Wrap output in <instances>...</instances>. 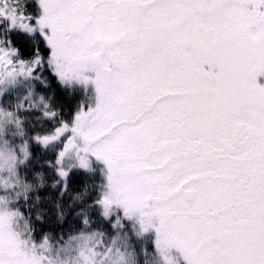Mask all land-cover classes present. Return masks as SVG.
Segmentation results:
<instances>
[{"label":"snow or ice","instance_id":"snow-or-ice-1","mask_svg":"<svg viewBox=\"0 0 264 264\" xmlns=\"http://www.w3.org/2000/svg\"><path fill=\"white\" fill-rule=\"evenodd\" d=\"M37 3L33 17L0 0L6 30L39 31L51 49L46 60L37 49L25 61L0 39V86L39 79L47 63L61 84L93 87L94 102L67 121L57 122L43 96L26 97L54 122L32 140L55 152L46 163L65 188L69 172L90 170L94 158L106 169L95 203L105 217L115 206L140 234L154 232L159 264H264V0ZM24 108L0 109L5 190L21 183L11 178L30 157L27 141L18 159L2 139L7 125L23 135ZM18 217L0 199V264H52L48 236L37 242L29 225L22 233ZM100 243L79 264H126Z\"/></svg>","mask_w":264,"mask_h":264},{"label":"trees","instance_id":"trees-1","mask_svg":"<svg viewBox=\"0 0 264 264\" xmlns=\"http://www.w3.org/2000/svg\"><path fill=\"white\" fill-rule=\"evenodd\" d=\"M14 6L23 9L25 15L39 17L42 14L37 0H14ZM0 39L6 42L10 40L12 46L19 50V58L25 61H30L37 49L45 60L51 53L38 32L29 36L18 30L8 31L0 24ZM37 73L39 79H30L32 82L30 93L33 100L43 96L51 108L58 113L57 122L59 119L69 120L78 108L80 90L63 86L47 63L44 64L43 70L38 69ZM22 95L26 96V94ZM26 102L27 99L24 100V105ZM30 123L23 125V135H19L14 127H5L2 138L8 141V147L15 151L18 159H23V155L19 153L20 146L27 141L30 157L23 164L17 163L16 177L11 178L14 184L17 178L21 183L7 190L0 188V196L10 197L9 207L23 214L31 226V235L37 242L45 235L48 236L54 252L65 249L70 242L74 244L73 238L81 233H97L102 243L114 241L116 246H120L123 243L122 233L131 222L124 216L123 210H118L115 206L108 217L103 215L99 205L95 203L100 198L97 188L102 183L101 177L95 171L73 168L67 178V188L65 181L57 175L56 178L43 174L34 177L29 174V170L23 171V168L31 165L34 157L43 149L32 140V137L38 133L43 134L54 126L51 120ZM1 175L7 177L8 173L4 172ZM24 185L31 187L24 191ZM81 194H83L82 198L76 199ZM48 199H51L52 207L44 208L40 213H34V211L39 212L40 208H37L39 211H36L37 209L28 211L29 203L42 204Z\"/></svg>","mask_w":264,"mask_h":264},{"label":"rangeland","instance_id":"rangeland-1","mask_svg":"<svg viewBox=\"0 0 264 264\" xmlns=\"http://www.w3.org/2000/svg\"><path fill=\"white\" fill-rule=\"evenodd\" d=\"M37 32L40 35L39 31ZM259 82L264 83V77L260 78ZM62 85L70 89L77 88L80 90L81 94H80V102L78 108L81 105V103H83L85 107H87L89 103L94 102V89L91 85H89L87 88L77 83H73L71 85H64V84ZM31 87H32L31 80L30 79L25 80L23 78L18 79L14 84L7 86H0V109H4L8 111H16L17 105L20 104L24 105V100H26V97L29 96ZM22 94H26V96H23ZM30 99L33 100V97H30ZM28 104H29V100L27 99V102L24 105L25 108L19 110L18 112V116L22 121V127L24 124H31L30 122L41 123V122H45V120H48L42 118V113H39L41 111L38 108L29 109ZM78 108L76 109L78 110ZM5 127H12V126L7 125ZM21 155L23 154L21 153ZM54 157H55V152L51 149V147L48 149L43 148L38 152L37 156L34 157V161L31 162V165L24 167L23 171L29 170V174L33 175L34 177H38L43 174L46 176H51L56 178L55 169L49 167L48 164L46 163L47 161L54 160ZM90 170L95 171L102 179V183L99 184V188H97L98 190L97 192L100 195L104 185L106 184L105 166L102 162L96 161L93 158L91 162ZM51 202H52L51 199L44 201V203L42 204H36L34 202H31L28 204L29 206H27V209L28 211L29 210L33 211V209L40 208V211L38 209L36 210L39 212L34 211V213H40L44 208L52 207L53 204H51ZM117 209L120 210V208ZM100 210L102 211L101 208ZM127 219L129 220V222H131V224L127 226L124 233H122L123 243L120 246H116L115 245L116 243H114V241L108 242L107 244L101 242L100 245L98 246V251L103 253L107 248H112L113 250L118 249L120 252L124 254L126 259V264H159V259L157 257L154 246L155 233L150 231L148 233L140 234L139 225L136 222V220L134 218L133 219L127 218Z\"/></svg>","mask_w":264,"mask_h":264},{"label":"clouds","instance_id":"clouds-1","mask_svg":"<svg viewBox=\"0 0 264 264\" xmlns=\"http://www.w3.org/2000/svg\"><path fill=\"white\" fill-rule=\"evenodd\" d=\"M0 199L10 201L7 195L0 196ZM19 228L22 233L28 232V221L24 217H18ZM100 242V236L94 233L91 236L78 238L75 243H70L65 249L53 253L52 264H79L80 255L87 250L89 245H96Z\"/></svg>","mask_w":264,"mask_h":264}]
</instances>
